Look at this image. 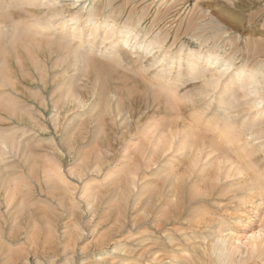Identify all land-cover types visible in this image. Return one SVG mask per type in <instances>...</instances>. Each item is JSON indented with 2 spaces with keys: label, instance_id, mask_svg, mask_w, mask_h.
Listing matches in <instances>:
<instances>
[{
  "label": "rangeland",
  "instance_id": "rangeland-1",
  "mask_svg": "<svg viewBox=\"0 0 264 264\" xmlns=\"http://www.w3.org/2000/svg\"><path fill=\"white\" fill-rule=\"evenodd\" d=\"M0 1V264H264V0Z\"/></svg>",
  "mask_w": 264,
  "mask_h": 264
},
{
  "label": "bare ground",
  "instance_id": "bare-ground-1",
  "mask_svg": "<svg viewBox=\"0 0 264 264\" xmlns=\"http://www.w3.org/2000/svg\"><path fill=\"white\" fill-rule=\"evenodd\" d=\"M36 0H28L27 4L28 3H35ZM4 3L2 1H0V6H2ZM5 8V7H4ZM7 16V15H6ZM1 19L5 18V15H2L0 16ZM54 20V19H53ZM1 21V20H0ZM93 23V22H92ZM51 24V23H50ZM37 25L39 28L38 29H44L42 26L38 25V24H35ZM127 33V32H126ZM126 35V34H125ZM17 42H15L13 45H16V43L20 44L21 42V38L20 37H17ZM128 41V40H126ZM130 42V41H128ZM34 44V43H33ZM36 48V47H35ZM30 54V53H29ZM32 54V53H31ZM27 55V54H26ZM76 57V55H75ZM210 57V56H209ZM211 58V57H210ZM209 61V59H207L205 62L207 63ZM192 62V61H191ZM189 62V63H191ZM212 62V61H211ZM209 64V62H208ZM191 65V64H190ZM197 65V64H196ZM211 65V63H210ZM207 66V65H206ZM197 67V66H196ZM189 68V66H188ZM227 69V67H226ZM190 71L192 70L191 68L189 69ZM228 70V69H227ZM256 71H251L249 72L248 74H245L243 77H247L246 79L249 80V79H253L254 77V74ZM258 73V71H257ZM242 74V73H241ZM248 94H253V92L251 90H248L247 91ZM226 128V127H225ZM227 133V132H226ZM192 136V135H191ZM228 138V137H227ZM229 142V139L227 140ZM186 145H188L189 147L191 146L192 147V143L191 141L190 142H187ZM197 145L196 143L194 144V146ZM193 146V147H194ZM0 147H3V148H8V145L5 141V139H3L2 137H0ZM197 147V146H195ZM194 147V148H195ZM225 157V156H224ZM228 159V157H227ZM193 159H191V162L193 163ZM190 162V163H191ZM238 175L241 174V171H237ZM253 177V176H252ZM256 179V177H255ZM263 180V179H262ZM243 182H245V180H242ZM242 182V183H243ZM257 183V182H255ZM254 186V184L252 185ZM252 186H249V190L248 191H251L253 190L254 188ZM257 186V185H256ZM261 187V186H260ZM262 190V189H261ZM203 221V220H202ZM214 235V234H213ZM204 240V238H203ZM229 241L226 240V238H220L219 236H214V241H210L209 245H210V248L207 249L206 251H203L201 253V255L199 256V261H202L204 264H236L235 260H234V257L236 256V253H237V249L235 247H233L230 243H228ZM182 254V253H181ZM263 254V250H258V247L256 246L252 252L249 254L250 256L252 257H255L256 259L261 256ZM254 255V256H253ZM175 257V256H174ZM247 258H249V256H247ZM246 261H248L246 258L245 259H242L240 260V263L241 264H244ZM199 263V262H198ZM246 264V263H245Z\"/></svg>",
  "mask_w": 264,
  "mask_h": 264
}]
</instances>
